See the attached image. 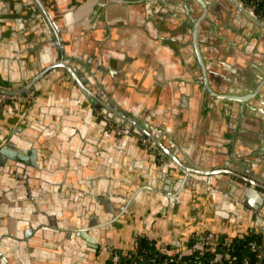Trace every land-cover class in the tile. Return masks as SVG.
Returning <instances> with one entry per match:
<instances>
[{"label": "crops", "instance_id": "1", "mask_svg": "<svg viewBox=\"0 0 264 264\" xmlns=\"http://www.w3.org/2000/svg\"><path fill=\"white\" fill-rule=\"evenodd\" d=\"M186 2L0 0V86L16 96L0 107V264H110L111 247L128 251L140 237L261 231L264 204L252 211L221 181L204 182L219 175L179 179L161 147L146 149L136 131L117 136L56 65L67 50L106 66L105 95L176 134L196 167L254 166L260 179L250 178L264 186V94L242 105L208 93ZM214 2L218 33L202 22L200 51L209 82L235 86L261 63L264 31L232 1ZM243 58L254 61L246 70Z\"/></svg>", "mask_w": 264, "mask_h": 264}, {"label": "water", "instance_id": "2", "mask_svg": "<svg viewBox=\"0 0 264 264\" xmlns=\"http://www.w3.org/2000/svg\"><path fill=\"white\" fill-rule=\"evenodd\" d=\"M203 6V11L199 16L195 18L190 16V20L193 26V40L194 46L196 50V54L201 66L202 70V79L205 85V89L216 98L231 100L233 102H240L242 105L250 102L252 98L256 96H261L264 94V56H261L257 59V61L261 62L257 67H254V70L248 71L246 74H241V81L233 86L232 84H228L227 86H221L220 84H215L214 86L209 82L207 77V71L204 64V60L202 58V54L200 51L199 45V31H200V23L201 21L208 17L210 22L209 32L210 34H214L215 31L218 33V21L216 20V16H218L220 2L216 3L214 0H207L204 2L203 0H197ZM236 5L238 11L242 15L243 18L250 21L258 30L261 29L264 31V18H262L255 10L249 8L242 0H238V2H233ZM208 4L209 9L208 12ZM187 6V2L185 7ZM49 17L52 20V23L55 25L56 29L59 31V26L54 20V15L49 11ZM67 57H64L60 63H56V65H61L63 67L62 73L64 75L70 76L87 94V96L91 99V103L93 104V108L100 112V114L108 115L113 118L116 122H119L125 126H128L140 134L150 137L153 139L159 147H161L178 165L182 171L179 172V176L181 180H183L185 174L187 173L190 177H197L198 175H219V177H215L216 181L212 180H204L205 183H213L217 184V181H221L219 185L222 189L228 192H235L241 200L251 208L252 211H258L264 204V186L254 181L250 177H255L256 179H260L256 169L254 166H248L246 168H240V166L235 165L234 169H238L243 174L235 173L234 171H228L226 169H222L224 166L211 167L212 169H206L205 167H196L197 163L192 155V150L184 143L179 137L166 130L162 127H156V124L151 121L149 117L139 116L132 109L128 107H124L122 103H120L115 98L110 97L107 94L109 91V87L106 82L104 70L101 68H106V66H92L91 61L87 62L85 59L77 60L76 55L72 57V54L67 50L64 51ZM258 53V52H256ZM255 53V54H256ZM69 56V57H68ZM253 59H242V69L246 70L249 65L253 64ZM54 65H51L47 69H45L44 73L49 72ZM101 69V70H100ZM39 78L36 79V81ZM35 81V82H36ZM1 92L13 93L12 88L5 89L0 86ZM104 93H102V92ZM2 105H0L1 107ZM167 134L174 142V148H168L163 143V138L160 135ZM234 153V152H233ZM233 158V157H232ZM232 158H228L232 160ZM244 165H251L250 159H242ZM238 164L237 160H233L232 163ZM222 165H225L223 163ZM253 165V164H252ZM195 166V167H194ZM244 167V166H243ZM246 174V175H245ZM200 176V177H201ZM79 235L86 238L88 241L93 242L92 236L89 233L79 232Z\"/></svg>", "mask_w": 264, "mask_h": 264}, {"label": "built area", "instance_id": "3", "mask_svg": "<svg viewBox=\"0 0 264 264\" xmlns=\"http://www.w3.org/2000/svg\"><path fill=\"white\" fill-rule=\"evenodd\" d=\"M242 1L264 18V0ZM15 98L14 94L0 91V105ZM103 117L117 136L134 133L132 128L116 122L108 115ZM140 143L146 149L162 155L157 143L150 137L142 135ZM260 233L263 234L261 243L256 240L247 243V247L256 253L257 264L264 262V224ZM233 241V237H224L212 230L196 232L186 238L173 239L162 244H153L152 248H140L138 239L136 246L128 251L111 247L110 264H226L236 259L230 251ZM245 264H249L248 259H245Z\"/></svg>", "mask_w": 264, "mask_h": 264}, {"label": "trees", "instance_id": "4", "mask_svg": "<svg viewBox=\"0 0 264 264\" xmlns=\"http://www.w3.org/2000/svg\"><path fill=\"white\" fill-rule=\"evenodd\" d=\"M251 240H256L261 243L263 241V234L260 232H252L242 237L236 236L233 243L230 245V251L236 256V259L226 264H245V259L249 260V264H257L258 259L256 253L247 247V243ZM139 246L140 248H152L153 244L148 238L140 237ZM262 264H264V262Z\"/></svg>", "mask_w": 264, "mask_h": 264}, {"label": "flooded vegetation", "instance_id": "5", "mask_svg": "<svg viewBox=\"0 0 264 264\" xmlns=\"http://www.w3.org/2000/svg\"><path fill=\"white\" fill-rule=\"evenodd\" d=\"M204 2H207V0H203ZM230 1H232V3L233 2H238V0H230ZM234 4V3H233ZM186 11L188 12V14H190L191 16H192V14L194 13V11H196V12H198V14H196V13H194L195 14V17L196 16H199L201 13H202V11H203V6H202V4L199 2V1H197V0H188V4H187V6H186ZM208 12H209V4H208ZM193 17V16H192ZM194 17V18H195ZM202 22H204V23H209V20H208V17H206V18H204L202 21H201V23ZM200 23V24H201ZM208 27H210V25L208 26Z\"/></svg>", "mask_w": 264, "mask_h": 264}]
</instances>
